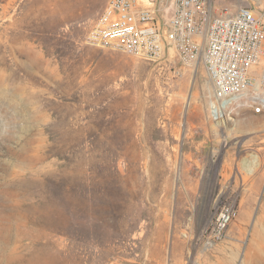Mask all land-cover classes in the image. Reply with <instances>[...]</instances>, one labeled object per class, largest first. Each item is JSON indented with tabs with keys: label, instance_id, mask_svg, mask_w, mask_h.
Instances as JSON below:
<instances>
[{
	"label": "rangeland",
	"instance_id": "rangeland-1",
	"mask_svg": "<svg viewBox=\"0 0 264 264\" xmlns=\"http://www.w3.org/2000/svg\"><path fill=\"white\" fill-rule=\"evenodd\" d=\"M106 1L0 0V264H264V113L86 44Z\"/></svg>",
	"mask_w": 264,
	"mask_h": 264
},
{
	"label": "built area",
	"instance_id": "built-area-1",
	"mask_svg": "<svg viewBox=\"0 0 264 264\" xmlns=\"http://www.w3.org/2000/svg\"><path fill=\"white\" fill-rule=\"evenodd\" d=\"M213 1L107 0L85 43L166 64L176 60L192 70L201 62L213 86L216 119L233 109L264 113V12L250 4L217 12ZM173 71L178 75L180 68ZM233 215L232 207L222 206L216 237Z\"/></svg>",
	"mask_w": 264,
	"mask_h": 264
},
{
	"label": "bare ground",
	"instance_id": "bare-ground-1",
	"mask_svg": "<svg viewBox=\"0 0 264 264\" xmlns=\"http://www.w3.org/2000/svg\"><path fill=\"white\" fill-rule=\"evenodd\" d=\"M210 110H211V113H212V116L213 118H218L219 117V112L217 111V105L216 104H211L210 106ZM224 121V119H221L220 122Z\"/></svg>",
	"mask_w": 264,
	"mask_h": 264
},
{
	"label": "crops",
	"instance_id": "crops-1",
	"mask_svg": "<svg viewBox=\"0 0 264 264\" xmlns=\"http://www.w3.org/2000/svg\"><path fill=\"white\" fill-rule=\"evenodd\" d=\"M255 8V7H254ZM258 11V10H257ZM264 12V11H263ZM264 20V19H263Z\"/></svg>",
	"mask_w": 264,
	"mask_h": 264
}]
</instances>
